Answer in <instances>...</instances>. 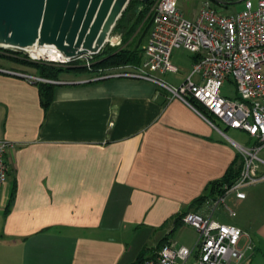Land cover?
Returning <instances> with one entry per match:
<instances>
[{"label": "crops", "instance_id": "0c3cea01", "mask_svg": "<svg viewBox=\"0 0 264 264\" xmlns=\"http://www.w3.org/2000/svg\"><path fill=\"white\" fill-rule=\"evenodd\" d=\"M178 50L186 49L172 54L174 86L197 60L188 51L182 62ZM94 76L62 72L45 109L39 84L0 71V140L11 144L0 185V264H133L143 252L153 256L171 230L169 238L192 246L196 229L176 225V216L194 210L241 155L160 85ZM261 184L246 187L244 199L232 195L242 242L254 245L246 264H264Z\"/></svg>", "mask_w": 264, "mask_h": 264}, {"label": "built area", "instance_id": "2783aa9c", "mask_svg": "<svg viewBox=\"0 0 264 264\" xmlns=\"http://www.w3.org/2000/svg\"><path fill=\"white\" fill-rule=\"evenodd\" d=\"M178 1L156 0L153 3L152 25L139 64L95 68V54L50 59L36 57L30 49L21 50L27 54V57L22 56L63 66H84L95 74L93 80L128 77L151 81L170 91L173 97L184 100L221 133L224 132L216 123L217 119L228 128L248 133L253 138L249 147L233 140L242 156L238 178L232 185L224 184L221 193L206 198L182 217L183 223L197 231L194 245H179L168 237L156 253L142 263L246 264L249 253L254 250L253 242L243 243L246 232L237 225L222 221L216 214L222 208L229 216H236V210L227 203L228 197L234 195L244 199L246 187L264 180V157L260 155L264 150V0H223L224 3L213 0L216 5L212 0H206L195 18H188L179 8ZM237 2L244 3L243 10L219 9V6L226 8ZM110 36L108 42L115 44V36ZM179 48L195 54L197 60L185 81L174 86L157 73L178 71L172 54ZM0 71L22 75L36 84L62 82L1 66ZM231 80L235 84L234 98L222 94V87ZM191 99L203 105L205 111ZM10 146V142L0 140V185L8 180L7 152Z\"/></svg>", "mask_w": 264, "mask_h": 264}, {"label": "water", "instance_id": "95a60500", "mask_svg": "<svg viewBox=\"0 0 264 264\" xmlns=\"http://www.w3.org/2000/svg\"><path fill=\"white\" fill-rule=\"evenodd\" d=\"M129 2L0 0V47L19 52L34 46L53 45L67 58L97 54L108 42ZM229 140L234 143L233 139Z\"/></svg>", "mask_w": 264, "mask_h": 264}, {"label": "trees", "instance_id": "16d2710c", "mask_svg": "<svg viewBox=\"0 0 264 264\" xmlns=\"http://www.w3.org/2000/svg\"><path fill=\"white\" fill-rule=\"evenodd\" d=\"M156 0H149L148 2L144 3L141 0H130L127 8L123 12L122 16L118 19L115 28L114 29H121L122 28V19L125 17L126 12L134 6V4L139 5L140 8V14H138L137 17V23L132 25V27L128 30V37L129 39H132V36L135 37L132 39L133 44H130V46H124V47H110L108 45H105L99 53L95 55L96 62L94 64L95 68L98 67H109V66H116L120 64H126V63H133V64H139L143 59V47L142 44L144 42V39L146 38L150 27L152 25V12L151 7L153 3ZM139 28V31L137 32V28ZM137 32V33H136ZM132 42V41H131ZM19 52H16L12 49H4L0 47V56L6 57L14 62L20 63L22 65L30 66L33 68H36L39 75L50 78V79H59V75L65 70L69 71L72 69L75 70H84L85 67L74 64V66H63V65H57L53 62H47V61H34L31 59H28L22 55L18 54ZM40 87V93H41V101L42 105L45 109H47L51 103L52 96H53V89H54V83L50 82H43L38 83ZM194 104H196L201 110L205 111V108L203 105L195 101L194 99H191ZM242 168V156H237L236 159L232 161L230 166L228 167L225 175L219 179L213 182L211 185V190L206 195L200 197L195 202L198 203V205L204 201L208 197L215 196L218 193H221L223 191V185L228 184L232 185L234 181L238 178ZM197 205V206H198ZM190 211V210H188ZM182 212L178 216H176L175 221L176 225L182 223V217L183 215L188 212ZM173 232V230L170 231V234ZM168 234L164 240L162 241V244L168 239ZM161 244V245H162ZM160 245V247H161ZM146 259L145 252L141 253L137 260L133 264H142L143 261Z\"/></svg>", "mask_w": 264, "mask_h": 264}, {"label": "rangeland", "instance_id": "374dc122", "mask_svg": "<svg viewBox=\"0 0 264 264\" xmlns=\"http://www.w3.org/2000/svg\"><path fill=\"white\" fill-rule=\"evenodd\" d=\"M205 1L206 0H179L178 6L186 15L192 16L193 14L197 13L200 10V8L202 7V5ZM212 3L214 5L217 4L213 0H212ZM254 3L256 5V1H254ZM244 7H245V5L243 2H237V3H233V4L229 5V7H226V8L219 6V9L220 10H226L227 8H235L237 11H241L244 9ZM139 11H140L139 5L134 4V6H132L126 12L125 17L122 19V23H121L122 28L121 29H113L111 32L110 38L115 36V38H116L115 44L112 43L111 41H109L105 45L118 48V47L130 46V44H133L134 42L132 39L135 37L136 34L134 36H132V39L131 38L129 39V37L127 35H128V30L132 27V25L133 24L135 25L137 23V17H138V14H140ZM139 28L140 27L137 28V32L139 31ZM181 49H183V48H181ZM18 54L24 55V56L27 55L23 51L19 52ZM188 55H189L188 50H178L177 51L178 59H182L181 61L184 63L187 60L186 58L188 57ZM40 61H47V60L41 59ZM0 62L5 63V64L14 63V61H12L6 57H1V56H0ZM47 62H50V61H47ZM15 63H17V62H15ZM19 64L20 63H18V65ZM20 65H22V64H20ZM71 71H73L74 73L84 74V75L93 74V72H91L88 68H86L84 70L72 69ZM63 72H65V70ZM169 74H172V73H168V75L157 73V76L161 77L166 82L173 84L172 80H176V78L178 77L179 74H174V75H169ZM173 77H175V78H173ZM222 94L225 96L231 97V98H234L236 96L235 84L232 80L227 81L226 84L222 87ZM216 123L219 125L220 129L224 132V134H226L228 137L232 138L233 140L237 141L238 143H241L242 145L248 146V147L251 146V144L253 143V138H251L248 133H246L242 130H239V129L228 128L221 120H218V119L216 120ZM260 155L262 157H264V150L261 152ZM258 183H256V184H258ZM256 184H253V185H256ZM261 185H264V184H261ZM250 187H252V185H250ZM227 203L230 206H232L235 210H237L236 204H235V201L233 200L232 195L228 197ZM216 216H219L222 219V221H224L226 223L236 224V225H238V221L240 219V215L231 217L228 215V213H224L222 208H220L217 211ZM241 218H244V216L242 215ZM242 241H245V238L242 239Z\"/></svg>", "mask_w": 264, "mask_h": 264}, {"label": "bare ground", "instance_id": "6f19581e", "mask_svg": "<svg viewBox=\"0 0 264 264\" xmlns=\"http://www.w3.org/2000/svg\"><path fill=\"white\" fill-rule=\"evenodd\" d=\"M30 52L36 57H47L50 59H63L65 56L53 45L34 46Z\"/></svg>", "mask_w": 264, "mask_h": 264}]
</instances>
